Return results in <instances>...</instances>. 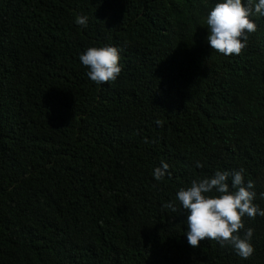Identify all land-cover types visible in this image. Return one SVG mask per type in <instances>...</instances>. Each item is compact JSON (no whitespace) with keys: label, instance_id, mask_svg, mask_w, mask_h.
<instances>
[{"label":"trees","instance_id":"trees-1","mask_svg":"<svg viewBox=\"0 0 264 264\" xmlns=\"http://www.w3.org/2000/svg\"><path fill=\"white\" fill-rule=\"evenodd\" d=\"M215 3L0 0V264H264V216L242 217L241 259L189 246L175 200L243 168L264 209V17L224 56L203 24ZM105 44L121 71L96 84L78 56Z\"/></svg>","mask_w":264,"mask_h":264},{"label":"clouds","instance_id":"clouds-1","mask_svg":"<svg viewBox=\"0 0 264 264\" xmlns=\"http://www.w3.org/2000/svg\"><path fill=\"white\" fill-rule=\"evenodd\" d=\"M264 17V0H216L204 17L208 46L224 56L238 55L247 46L248 34L256 31L253 17ZM74 22L84 26L87 17L78 15ZM87 77L96 84L116 80L121 65L118 47L105 44L86 48L78 56ZM199 167V161L195 162ZM168 164L161 161L152 176L161 180ZM257 193L251 180H245L244 169L215 170L211 175L192 179L187 187L179 188L175 200L186 210L184 237L189 246L199 241L214 240L228 244L241 259H248L254 249L252 228L244 229L242 217L264 216V209L254 203ZM264 199V193L260 194ZM169 208L175 210L172 203ZM244 229L239 235L237 230Z\"/></svg>","mask_w":264,"mask_h":264}]
</instances>
